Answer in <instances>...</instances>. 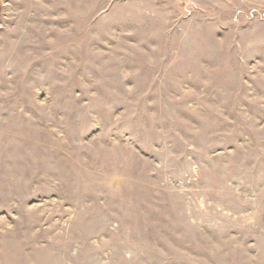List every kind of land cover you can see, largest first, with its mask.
Instances as JSON below:
<instances>
[{"label":"rangeland","instance_id":"374dc122","mask_svg":"<svg viewBox=\"0 0 264 264\" xmlns=\"http://www.w3.org/2000/svg\"><path fill=\"white\" fill-rule=\"evenodd\" d=\"M0 264H264V0H0Z\"/></svg>","mask_w":264,"mask_h":264}]
</instances>
